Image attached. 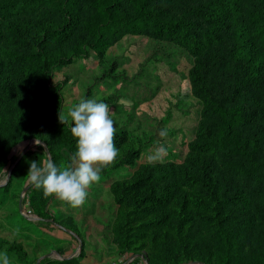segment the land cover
<instances>
[{"label":"rangeland","instance_id":"374dc122","mask_svg":"<svg viewBox=\"0 0 264 264\" xmlns=\"http://www.w3.org/2000/svg\"><path fill=\"white\" fill-rule=\"evenodd\" d=\"M18 5L38 23L54 19L62 0ZM6 43L0 59L21 72L2 76L0 114L25 136L0 148V264H215L210 232L222 227L238 234L241 264H264V186L249 193L225 159L198 149L228 83L211 51L195 57L178 42L124 34L83 54L72 39L39 76L42 48ZM23 79L46 88H21ZM49 101L70 130L67 144L45 119ZM233 198L246 201L248 224L232 218Z\"/></svg>","mask_w":264,"mask_h":264},{"label":"trees","instance_id":"16d2710c","mask_svg":"<svg viewBox=\"0 0 264 264\" xmlns=\"http://www.w3.org/2000/svg\"><path fill=\"white\" fill-rule=\"evenodd\" d=\"M19 1L23 0L0 1V40L7 45H39L43 57L33 67L39 76V71L45 73L54 54L61 55V48L72 39L75 48L83 54H86L85 47L101 53L124 34L178 42L195 57L211 51L214 63L220 59L217 64H220V72L226 74L228 83L226 90L221 91L220 104L211 101L206 124L211 137L199 145V153L225 159L230 178L240 180L249 193L261 190L264 186V129L253 128L259 122L264 123V0H202L204 4L187 10L181 9L183 0H62V8L54 19L42 16L38 23L22 18L27 11L24 5H18ZM226 40L231 41L229 48L225 47ZM75 54L80 53L70 52V55ZM13 72H21V67L10 59L8 62L0 59V80ZM18 83L21 88L35 91L46 88L38 81ZM43 113L54 137L67 144L66 133L70 130L59 118L54 101L46 103ZM20 136H25L22 125L14 126L0 114L1 150L7 151ZM53 162L52 174L58 170L57 159ZM245 202L240 199L238 203L233 198L227 204L228 208L233 207L231 212L237 210L232 218L242 217L246 225L249 221ZM162 204H158L159 208L167 206L168 199ZM226 225L233 226L232 223ZM210 238L215 264L244 262L241 241L231 229H211ZM167 251L175 257L182 253L177 243H171Z\"/></svg>","mask_w":264,"mask_h":264},{"label":"built area","instance_id":"2783aa9c","mask_svg":"<svg viewBox=\"0 0 264 264\" xmlns=\"http://www.w3.org/2000/svg\"><path fill=\"white\" fill-rule=\"evenodd\" d=\"M30 214H31V211H30V210H28V211H24V212H23V215H24V216H26V215H30Z\"/></svg>","mask_w":264,"mask_h":264}]
</instances>
